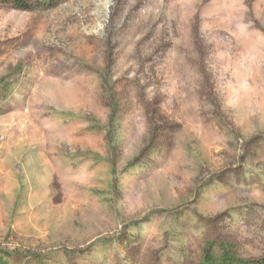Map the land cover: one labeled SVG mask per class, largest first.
<instances>
[{
    "label": "rangeland",
    "instance_id": "rangeland-1",
    "mask_svg": "<svg viewBox=\"0 0 264 264\" xmlns=\"http://www.w3.org/2000/svg\"><path fill=\"white\" fill-rule=\"evenodd\" d=\"M28 1L0 2L3 259L264 260V0Z\"/></svg>",
    "mask_w": 264,
    "mask_h": 264
},
{
    "label": "trees",
    "instance_id": "trees-1",
    "mask_svg": "<svg viewBox=\"0 0 264 264\" xmlns=\"http://www.w3.org/2000/svg\"><path fill=\"white\" fill-rule=\"evenodd\" d=\"M0 2H10L18 9L33 10L39 8L42 4L38 1L31 2L28 0H0ZM44 3V2H43ZM48 3V2H46ZM219 253H215L211 245H207L203 249V264H264L262 261L246 260L239 258L229 247L221 246ZM7 255V253H4ZM0 264H8L0 255Z\"/></svg>",
    "mask_w": 264,
    "mask_h": 264
}]
</instances>
